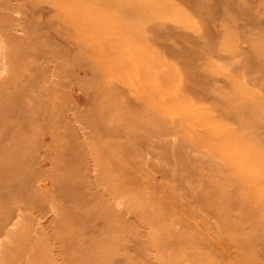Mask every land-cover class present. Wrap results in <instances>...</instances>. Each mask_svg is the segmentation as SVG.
Listing matches in <instances>:
<instances>
[{
	"label": "rangeland",
	"instance_id": "obj_1",
	"mask_svg": "<svg viewBox=\"0 0 264 264\" xmlns=\"http://www.w3.org/2000/svg\"><path fill=\"white\" fill-rule=\"evenodd\" d=\"M0 264H264V0H0Z\"/></svg>",
	"mask_w": 264,
	"mask_h": 264
}]
</instances>
